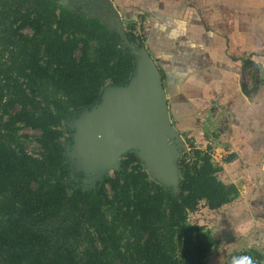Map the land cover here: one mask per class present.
I'll list each match as a JSON object with an SVG mask.
<instances>
[{"label": "trees", "instance_id": "trees-1", "mask_svg": "<svg viewBox=\"0 0 264 264\" xmlns=\"http://www.w3.org/2000/svg\"><path fill=\"white\" fill-rule=\"evenodd\" d=\"M133 68L119 33L99 19L54 0H0V264H205L213 240L187 213L238 195L209 154L178 161L176 193L150 179L133 151L89 190H67L62 122L98 103L107 83L124 85ZM22 127L38 131L37 156ZM243 254L264 264L252 248L222 264Z\"/></svg>", "mask_w": 264, "mask_h": 264}, {"label": "crops", "instance_id": "crops-1", "mask_svg": "<svg viewBox=\"0 0 264 264\" xmlns=\"http://www.w3.org/2000/svg\"><path fill=\"white\" fill-rule=\"evenodd\" d=\"M98 2L107 13L148 26L145 47L163 74L180 134L227 145L230 164L264 175V0ZM258 217L249 220L254 229L263 227Z\"/></svg>", "mask_w": 264, "mask_h": 264}, {"label": "water", "instance_id": "water-1", "mask_svg": "<svg viewBox=\"0 0 264 264\" xmlns=\"http://www.w3.org/2000/svg\"><path fill=\"white\" fill-rule=\"evenodd\" d=\"M117 17L109 13L101 20L119 33L134 68L124 85L102 89L99 102L75 120L71 156L77 161H71L78 170L103 173L117 169L123 154L134 150L159 180L178 185L182 135L170 119L161 73L147 48L127 39Z\"/></svg>", "mask_w": 264, "mask_h": 264}, {"label": "rangeland", "instance_id": "rangeland-1", "mask_svg": "<svg viewBox=\"0 0 264 264\" xmlns=\"http://www.w3.org/2000/svg\"><path fill=\"white\" fill-rule=\"evenodd\" d=\"M54 1L71 11L73 10V7L71 6L66 7L64 4L58 2V0ZM98 12L100 13H97V15L101 16L102 14L101 18H106L107 14H109L104 5L100 11L98 10ZM81 15H84V13ZM118 19L122 25H124V30L128 23H133L134 32L136 33L135 35H137V38H144L143 34L146 32H144L143 24L137 26L139 20L133 22V19H128V21L122 17H118ZM109 28L114 29V27ZM24 31L30 32L29 29L26 28ZM143 45L145 46V42ZM108 86H110V83H107L103 89H107ZM90 109L91 106L71 111V114L61 125L63 131L62 144L64 147V154L69 160L70 168V173L65 178L67 190L69 192L77 186H80L83 190H89L97 179L101 178L105 173L112 174L113 170H115L113 167L103 173L94 172L90 174L86 171L78 170L73 165L74 162L72 161H77L76 158L71 156L73 151L72 135L75 131V120L79 118L82 112L85 110L90 111ZM18 132L20 135H27V137H21L20 139L24 142V147L28 153L37 156L39 146L34 137L38 134V131L22 127ZM203 136L206 137L205 133ZM181 143L183 145L180 146L179 155L176 160L177 163L180 159L191 162L195 159L194 151L199 149L201 153L209 154L212 163L219 167V170L216 173L217 178L225 184H234L238 190V195L235 198L219 208L210 209L205 204V201L202 200L199 202L195 210L187 213V222L203 227V231L208 232L213 240V246L205 258V264H222L231 254L249 248L260 253L262 257L261 263H264V222L263 227L260 229H254V227L249 224V220L250 223L253 224V221H255L253 219L259 218L258 216L260 215L264 216V196L261 197L259 195V191H263L262 189H264V175L258 173L255 174L254 170L243 165L240 161H235L230 164L227 152L229 149L227 148V145H202L200 141L196 139L194 140L192 137L187 138L183 135ZM131 151L136 154V151ZM140 161L150 179L160 183L171 193L177 192V183L175 185L163 183L150 171L148 166L145 165L142 160ZM239 169L240 172L238 174L242 173L243 177L236 178L234 172ZM244 169L247 170V172H245ZM179 179L180 172L178 173L177 182H179ZM179 253L180 251L177 252V254Z\"/></svg>", "mask_w": 264, "mask_h": 264}, {"label": "flooded vegetation", "instance_id": "flooded-vegetation-1", "mask_svg": "<svg viewBox=\"0 0 264 264\" xmlns=\"http://www.w3.org/2000/svg\"><path fill=\"white\" fill-rule=\"evenodd\" d=\"M99 0H58V2L64 4L66 7H73L72 11H75L77 14L81 15L84 13L86 17L97 18L100 21L101 16L97 15L98 8L99 11L102 9L103 5H99Z\"/></svg>", "mask_w": 264, "mask_h": 264}, {"label": "clouds", "instance_id": "clouds-1", "mask_svg": "<svg viewBox=\"0 0 264 264\" xmlns=\"http://www.w3.org/2000/svg\"><path fill=\"white\" fill-rule=\"evenodd\" d=\"M228 264H257V261L248 254L231 257Z\"/></svg>", "mask_w": 264, "mask_h": 264}, {"label": "built area", "instance_id": "built-area-1", "mask_svg": "<svg viewBox=\"0 0 264 264\" xmlns=\"http://www.w3.org/2000/svg\"><path fill=\"white\" fill-rule=\"evenodd\" d=\"M141 24H143L144 25V32H146L147 33V31H148V26L146 25V23L144 22V21H138V23H137V26L138 25H141ZM146 33L145 34H143V36H145L146 35Z\"/></svg>", "mask_w": 264, "mask_h": 264}]
</instances>
